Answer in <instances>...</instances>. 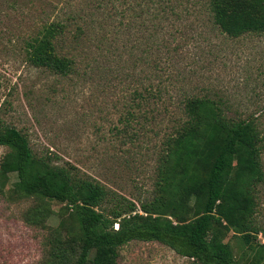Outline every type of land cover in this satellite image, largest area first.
<instances>
[{"label": "trees", "instance_id": "trees-1", "mask_svg": "<svg viewBox=\"0 0 264 264\" xmlns=\"http://www.w3.org/2000/svg\"><path fill=\"white\" fill-rule=\"evenodd\" d=\"M6 5L31 20L21 45L29 64L61 76L79 73L83 62L97 64V53L113 50L119 36L134 34L140 46L144 36L123 123L143 105L146 120L154 119L152 104L161 105L159 114H168L167 100L177 108L159 140L153 191L136 199L70 161L35 152L26 133L0 117V146L7 149L0 191L10 201L29 200L25 221L46 229L35 264H117L131 240L157 241L198 264H264L257 213L263 114L233 108L199 82L190 85L196 70L183 52L194 34L210 41L208 26L230 38L263 34L264 0H0V10ZM10 173L16 178L5 190ZM51 202L61 204L56 225L47 223Z\"/></svg>", "mask_w": 264, "mask_h": 264}, {"label": "rangeland", "instance_id": "rangeland-1", "mask_svg": "<svg viewBox=\"0 0 264 264\" xmlns=\"http://www.w3.org/2000/svg\"><path fill=\"white\" fill-rule=\"evenodd\" d=\"M58 9L64 16L65 7ZM30 21L7 5L0 10V117L26 133L35 152H49L61 163L70 161L131 199L149 197L154 188L156 154L161 149L159 140L170 129L177 108L167 100L168 114H159L161 105L152 104L155 120H150L148 113L146 120L141 117L143 105L135 108L134 120L123 123L131 108L126 100L133 88L129 75L140 69L134 56L144 48L145 37L142 35L140 46L134 34L119 36L113 40V50L97 53V64L85 66L83 62L79 73L61 76L26 60L21 45ZM204 28L210 41L194 34L183 48L185 61L196 70L188 83L199 82L233 108L260 113L264 118V33L230 38L209 33V26ZM128 133L135 140L129 139ZM6 150L0 146V159ZM262 159L264 162V153ZM15 178L14 173L9 174L5 190ZM28 206L29 200L10 201L0 191V264H35L42 257L46 229L25 221ZM60 206L51 202L49 225L57 224ZM257 210L264 225V185ZM117 264L198 263L157 241L131 240L120 247Z\"/></svg>", "mask_w": 264, "mask_h": 264}]
</instances>
